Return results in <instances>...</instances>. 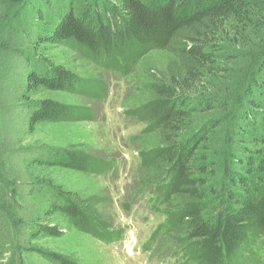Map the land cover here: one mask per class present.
<instances>
[{
    "label": "trees",
    "instance_id": "trees-1",
    "mask_svg": "<svg viewBox=\"0 0 264 264\" xmlns=\"http://www.w3.org/2000/svg\"><path fill=\"white\" fill-rule=\"evenodd\" d=\"M44 44L70 45L125 71L151 50L174 54L175 70L153 84L154 99L139 108L163 134L148 157L169 177L154 200L166 217L147 245L164 232L178 244L172 253L185 258L178 264H235L245 254V264H264V0H0V247L15 231L22 244L28 235L62 233L43 219L51 212L35 217L38 189L27 160L37 152L23 147L24 136L41 122L92 116L90 108L36 98L41 87L93 98L106 89H81L76 74L39 52ZM214 130L227 144L221 168L206 150ZM54 158L39 164L92 169L76 151ZM57 189L63 204L52 211L106 241L122 238L92 206ZM22 249L75 264L31 245Z\"/></svg>",
    "mask_w": 264,
    "mask_h": 264
},
{
    "label": "rangeland",
    "instance_id": "rangeland-1",
    "mask_svg": "<svg viewBox=\"0 0 264 264\" xmlns=\"http://www.w3.org/2000/svg\"><path fill=\"white\" fill-rule=\"evenodd\" d=\"M39 52L54 66L76 74L85 84L81 89L98 84H105L106 89L101 96L93 98L81 92L41 87L35 96L77 108H90L92 116L73 122H41L32 133L24 136L23 147L37 152L34 158L27 160L31 178L36 182L33 186L38 189L33 200L35 217L51 212L49 218L43 219L62 231L59 236L40 234L30 239L28 235L25 247L31 245L75 264L183 262L182 253H172L178 246L172 234L160 233L147 245L158 224L166 217L161 205L155 207L154 200L169 177L163 167L151 164L148 157L149 151L162 145L163 134L139 117L140 106L155 97L153 84L175 70L178 59L166 50H151L125 71L122 67L95 62L70 45L44 44ZM193 97L201 98L198 93ZM210 136L206 150L221 168L222 149L227 148V144L218 139L217 130ZM66 150L88 157L92 169L81 171L39 164L41 158L53 161L55 152ZM103 161L106 170L97 172V165ZM58 187L69 192L82 207L92 206L108 230L123 232L122 238L106 241L103 236L96 237L75 227L61 210L52 211L54 204H63ZM34 229L32 225L25 232L31 234ZM15 234L16 231L11 243L1 240L0 264H59L38 251H24V244L14 240ZM246 257L247 254L243 255L235 264H245Z\"/></svg>",
    "mask_w": 264,
    "mask_h": 264
}]
</instances>
